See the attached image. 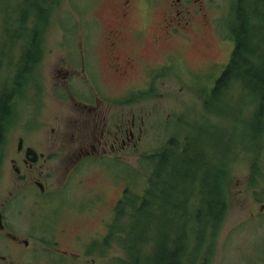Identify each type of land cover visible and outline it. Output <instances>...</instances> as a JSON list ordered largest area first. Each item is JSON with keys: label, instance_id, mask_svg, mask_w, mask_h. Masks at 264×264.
Listing matches in <instances>:
<instances>
[{"label": "rangeland", "instance_id": "1", "mask_svg": "<svg viewBox=\"0 0 264 264\" xmlns=\"http://www.w3.org/2000/svg\"><path fill=\"white\" fill-rule=\"evenodd\" d=\"M234 1L191 0L189 14L175 10L174 0H45L40 22L33 0H8L0 8L3 13L10 5L14 12L11 22L0 16V85H14V97L8 100L12 118L0 128V211L5 223L0 264H112L125 259L113 241L97 244L109 230L117 202L126 189L137 194L146 186V156L169 151L180 157L183 149L212 155L226 184L224 218L216 234L207 235L199 247L196 263L264 264V124L257 134L252 132L253 102L248 96L238 98V87L227 104L204 106V96L233 49L228 25ZM256 6L261 8L258 2ZM194 10L199 16H193ZM177 15L189 25L180 35L162 36L161 24ZM109 30L122 42L117 47L121 53L135 50L139 58L121 81L114 76L104 42ZM136 33L141 41L132 46ZM29 34H35V48L44 53L29 60L24 75L19 67ZM146 65L156 71L149 73ZM74 69L109 101L103 105L109 115L123 114L128 121L134 115L133 132L140 139L134 149L83 161L66 173L58 166L57 149L73 145L70 121L77 111L69 97L84 86L71 77L69 94L56 83ZM121 99L126 103L115 104ZM25 147L43 153L31 169L22 162ZM186 192L188 215L194 197Z\"/></svg>", "mask_w": 264, "mask_h": 264}, {"label": "trees", "instance_id": "2", "mask_svg": "<svg viewBox=\"0 0 264 264\" xmlns=\"http://www.w3.org/2000/svg\"><path fill=\"white\" fill-rule=\"evenodd\" d=\"M263 3L234 1L228 25L234 48L204 96L206 109L207 102L227 104L231 91L238 87V98L248 96L253 102L251 130L255 134L264 124ZM30 48L34 49L32 45ZM8 100L9 96H0V128L8 113ZM143 161L148 172L146 186L137 194L125 190L114 208L107 234L97 244L113 241L123 250L125 259L112 264H197L199 247L207 235L216 234L225 215L224 170L219 171L215 158L203 149H183L180 157L165 151ZM186 189L194 197L188 215ZM204 261L201 259L200 264Z\"/></svg>", "mask_w": 264, "mask_h": 264}, {"label": "flooded vegetation", "instance_id": "3", "mask_svg": "<svg viewBox=\"0 0 264 264\" xmlns=\"http://www.w3.org/2000/svg\"><path fill=\"white\" fill-rule=\"evenodd\" d=\"M44 2L45 0H33V3H30L32 5V8H35L39 13V15L37 16L35 15L39 22L42 21L41 14L43 11L44 12L42 15L45 14ZM174 3L175 6L178 7V9L176 8L175 10H178L179 12L185 10L187 13L190 14V12L188 11V4L191 3V0H174ZM8 4H10L8 0H0V8ZM5 10L7 15L3 14L5 13ZM17 11L20 13L19 9ZM196 11L195 10L193 11V16H199ZM2 12L3 13H0V16L4 17V21L11 22L12 21L11 16L14 15L11 6L9 5L6 9H3ZM203 16H204L203 20H205L204 21L205 23L207 20L206 15L203 14ZM189 21L190 24L194 23L193 20H189ZM188 25L189 22L183 18H178V15L175 19H165L163 24H161V30H160L161 35L164 37H172V36L180 35L179 33L180 30L186 28ZM157 27L160 28V26ZM35 34L34 35L29 34L27 51L23 53V56H21L22 57L21 62L23 64L19 68L21 71L23 70L22 72L24 75L29 72V68L27 69V67L31 64V61L29 60L31 58L37 59L39 55L44 53V51H40L39 49H36L34 44H31L34 41ZM140 37H142V35L140 33H136L134 38L131 39L132 46H135V44H140L141 41ZM231 38L234 42L233 37ZM155 40L157 41L156 35L153 41ZM104 42L109 47V50L107 52L109 53V56L111 58L110 64L114 76L121 81L125 79L126 76L129 74V72L135 68L137 64V60L139 61V58L137 56V51L128 50V52L126 53H121V51L118 50L117 47L122 42L121 41L119 42L115 38V35L112 30L106 32L104 36ZM31 45L34 49L30 48ZM80 56L82 58L80 69L81 72H83L85 69V65H84L85 60H84V55L81 52H80ZM34 62H36V60ZM146 66H147L146 70L149 73L153 72L156 69L153 68V66H149V65ZM73 71H75V69ZM63 75L64 76H61L57 80L56 85L62 87L67 92H68L67 83H69L68 79H70L71 77L75 78L78 82H81V84L83 81L84 87L78 88L77 92L73 93L75 94L73 95L74 97L72 96L69 97V99L73 103V107L77 111V113H74L71 116V121L69 120L73 126L72 136L74 140H73V145L70 147V149H67L64 146H60V149H57L58 152L61 154L60 155L61 161L58 163V166H60L63 170H67L66 173H69L70 170L77 168V166L83 161H87V160L94 161L95 159H102L104 157H109L108 154L116 156L117 152L122 151L124 149H134L136 147L137 142L140 139V133H138L135 136L133 132L134 115L131 116L132 119L129 121L124 117L123 114H119L118 116L109 115V113L106 112L107 110L103 108V105L106 104L105 102L109 103V101H105L102 98H100L98 92L95 89L91 88L87 76L86 77L83 76V78H80L76 71L73 73H64ZM60 80L61 82H59ZM58 86L56 87L59 88ZM68 87H70L69 84ZM4 88L5 87L3 85H0V89L7 90V92L2 93L3 95L5 93H8L10 90L9 98L12 96L14 97V95H11L12 94L11 90L14 89V85L9 89L8 88L4 89ZM68 93L70 94V92ZM92 96H93L92 102H94V104L90 102ZM9 103L10 102L7 101L8 113L6 114L4 119V124H6V126H8L7 122H9L10 118H12V116L9 115V110H10ZM125 103L126 100L121 99L118 100L115 104H125ZM140 130H141L140 127H138L139 132ZM19 140H21V146H18ZM17 141L18 142L16 149L17 151H20L23 148L22 138H18ZM26 149H32V148L31 147L24 148L22 162L27 168L31 169L40 160H43V153L40 152L38 153L35 149H32L35 152V155L30 154L26 156L25 155ZM64 156H66V159ZM14 170L16 174H19V170L17 167H14ZM36 184L42 186L41 183L39 182H36ZM0 215H1V223L3 225V228L0 229V231H2L5 228L3 211H0ZM7 237L8 239H12V241L16 239L14 235H7ZM21 245L25 247L27 243L23 241Z\"/></svg>", "mask_w": 264, "mask_h": 264}, {"label": "water", "instance_id": "4", "mask_svg": "<svg viewBox=\"0 0 264 264\" xmlns=\"http://www.w3.org/2000/svg\"><path fill=\"white\" fill-rule=\"evenodd\" d=\"M18 146H21V140H19ZM25 154H26V156H28L30 154L35 155V152L32 149H26ZM2 228H3V225L1 223V215H0V229H2Z\"/></svg>", "mask_w": 264, "mask_h": 264}]
</instances>
